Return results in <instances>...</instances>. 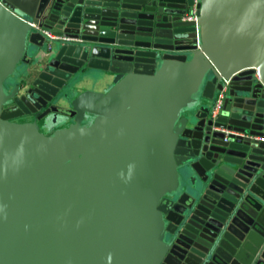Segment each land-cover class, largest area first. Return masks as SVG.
<instances>
[{
  "label": "water",
  "instance_id": "water-1",
  "mask_svg": "<svg viewBox=\"0 0 264 264\" xmlns=\"http://www.w3.org/2000/svg\"><path fill=\"white\" fill-rule=\"evenodd\" d=\"M192 4L0 0V264H264V0Z\"/></svg>",
  "mask_w": 264,
  "mask_h": 264
},
{
  "label": "rangeland",
  "instance_id": "rangeland-1",
  "mask_svg": "<svg viewBox=\"0 0 264 264\" xmlns=\"http://www.w3.org/2000/svg\"><path fill=\"white\" fill-rule=\"evenodd\" d=\"M55 47H57V45H55ZM27 68H28V65H25L23 63H20L17 66V68H16L15 75L12 78H10L9 81H8L9 83L6 84V88H8L9 90H11L14 85H17V84L18 85H21V84H23L24 82L22 81V78H23L24 73H25V70ZM92 73L95 74L94 79H96L97 74L95 72H92ZM84 78H90V79H84ZM78 79L79 80L75 83V85H74L75 87H73V88L75 90L76 89H85V90L90 91V92H91V90H89V86L93 85L95 87L96 86H102V87H104V86L108 85L109 82H110V80H108V81H106L104 83H101V84L99 83L98 85H96V84H94L95 80L93 79V76H91V75L85 76L83 78L79 77ZM92 87H90V88H92ZM70 94H72V93H70ZM59 97H60L59 103H61V104H64V103L67 104V99L66 98L62 97L61 95Z\"/></svg>",
  "mask_w": 264,
  "mask_h": 264
},
{
  "label": "flooded vegetation",
  "instance_id": "flooded-vegetation-1",
  "mask_svg": "<svg viewBox=\"0 0 264 264\" xmlns=\"http://www.w3.org/2000/svg\"><path fill=\"white\" fill-rule=\"evenodd\" d=\"M48 106L49 105H47L46 108H48ZM7 107L8 106H3V108H7ZM46 108H43V109H41V111H38V112H30V114L23 115V116H21L19 118L9 119L8 122L15 123V124H24V123H33V122H35L37 127H38L39 132H41L45 136H48V135H50L53 132V129L55 127L53 126L50 130H47L44 127L45 117L53 114L52 112H49L46 116H43V114H45L46 112H42V111L45 110ZM11 110H12V108L8 109L7 112H5V114L15 113V112H12ZM69 113L70 112H57V114L63 115L66 118V120L64 121L65 124L70 123L73 120V119L69 118Z\"/></svg>",
  "mask_w": 264,
  "mask_h": 264
},
{
  "label": "built area",
  "instance_id": "built-area-1",
  "mask_svg": "<svg viewBox=\"0 0 264 264\" xmlns=\"http://www.w3.org/2000/svg\"><path fill=\"white\" fill-rule=\"evenodd\" d=\"M198 3H199V0H193L192 6L189 8L187 14L185 16H183V18H182V20L184 22H193V23L197 22V18H198L197 4ZM46 35L48 37H51V35L49 33H46ZM227 83L228 82L225 81L226 85H227ZM225 90H226V88H224L218 95V99H217V101L213 107V110H212V117H216L218 115V113L221 111ZM253 139H255L258 142L264 143V113H263V123H262L261 135L258 137H253Z\"/></svg>",
  "mask_w": 264,
  "mask_h": 264
},
{
  "label": "crops",
  "instance_id": "crops-1",
  "mask_svg": "<svg viewBox=\"0 0 264 264\" xmlns=\"http://www.w3.org/2000/svg\"><path fill=\"white\" fill-rule=\"evenodd\" d=\"M93 85H91V86H89V90H91L93 93H101V92H103V89L104 88H106V86H104V87H102V86H93ZM90 87H92V88H90Z\"/></svg>",
  "mask_w": 264,
  "mask_h": 264
}]
</instances>
